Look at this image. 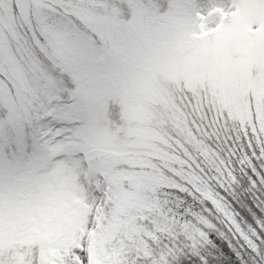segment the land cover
<instances>
[{"label": "snow or ice", "instance_id": "6c2138e0", "mask_svg": "<svg viewBox=\"0 0 264 264\" xmlns=\"http://www.w3.org/2000/svg\"><path fill=\"white\" fill-rule=\"evenodd\" d=\"M48 3L37 0L40 29L22 49L35 57L42 73L31 88V99L20 106L14 78L0 72L15 101L0 105V204L22 195L46 207L53 177L63 169L71 178L66 195L92 208L88 228L97 220L104 228L130 224L142 211V192L158 191L155 184L142 189L122 181L117 171L122 165L108 151L121 147L125 138L134 143L138 135L129 122L127 91L133 83L155 81L173 64L190 63L194 54L226 59L230 53L222 36L239 0H128L105 5L110 10L95 20L92 0H77L71 12L62 8L58 13ZM138 7L149 9L151 18L137 23L135 15L120 11ZM251 26L255 29L259 22ZM50 29L68 35L75 56L51 55ZM219 94V86L207 75L169 84V99L186 96L181 107L190 113L202 110L209 120L195 140L179 125L173 127L167 104L159 107L158 97H145V117L151 119L157 105L163 128L176 137L181 163L186 161L189 170L170 190L173 198L162 206L164 215L149 213L151 220L162 219L169 226L168 234L159 244L149 241V251L121 253V264H264V115L258 120L249 97L252 118L245 131L239 122L228 120L227 111L221 123L212 118ZM118 112L122 119H116ZM53 125L61 129L55 148L45 143ZM218 127L227 128L228 134L235 129L228 146L218 140ZM79 244L59 243L54 256H45L37 245L22 253L3 241L0 264H90L86 238Z\"/></svg>", "mask_w": 264, "mask_h": 264}, {"label": "rangeland", "instance_id": "374dc122", "mask_svg": "<svg viewBox=\"0 0 264 264\" xmlns=\"http://www.w3.org/2000/svg\"><path fill=\"white\" fill-rule=\"evenodd\" d=\"M119 1L92 0L95 8L91 18L103 17L110 10L105 5L125 3ZM75 2L77 0H49L48 8L57 13L62 8L65 12H71ZM79 2L83 3L84 0ZM120 11L124 16L135 15L137 23L151 18V11L147 8H121ZM231 16L232 23L225 26L222 36L230 53L226 59H219L210 53L194 54L190 63L169 66L155 81L145 79L130 85L126 94L127 111L129 122L137 128L138 135L134 143L125 138L121 141V147L108 149L122 165L117 170L122 181L135 182L142 189L155 184L157 188L167 190L171 185L168 179L170 172L185 169L183 167L187 162L181 163L183 157H179L176 137L163 128V117L155 111L157 105H153L151 119L146 118L143 111L145 97L156 96L159 107L167 104L166 113L175 122L174 128L179 125L189 134L194 118L202 120L204 128L209 120L202 110L190 113L181 107L187 100L186 96L178 95L174 100L167 96L169 84L177 83L181 78L187 84L190 80L207 75L219 86L220 103L213 109L212 118L218 117L221 123L227 111L228 120L239 122L240 131H245V123L250 124L252 118L249 97L255 102L258 120L264 115L261 112L264 106V0H239V6ZM40 20L41 9L37 6V0H0V72L6 76L11 73L9 79L14 78L13 87L20 106L31 99V88L36 78L42 75L35 57L22 51L29 37L34 38L35 32L39 31ZM254 22H259V27L253 29L251 25ZM49 39L53 44L51 55L61 59L76 55L66 33L50 29ZM14 102L8 85L0 79V105ZM120 112L116 114V119H122ZM215 131L220 135L219 140L227 146L232 134H235V129L232 134H228L227 128L218 127ZM48 132L49 147H57L61 129L53 125ZM52 184L54 187L44 208L22 195H14L6 203L0 204V242L7 241L22 253L37 245L42 255L54 256L57 244L71 241L79 247V241L86 238L90 264H121L124 259L121 253L149 251L147 237L151 235V228H157L156 224L159 223L151 220L149 213L160 216V208L156 209L157 205L152 200L156 198L153 197L156 192L151 189L142 192V211L130 224H113L104 228L97 220L95 227L88 228V215L92 208L78 197L66 195L71 188V178L67 172L58 169ZM161 226L158 224V228Z\"/></svg>", "mask_w": 264, "mask_h": 264}, {"label": "trees", "instance_id": "16d2710c", "mask_svg": "<svg viewBox=\"0 0 264 264\" xmlns=\"http://www.w3.org/2000/svg\"><path fill=\"white\" fill-rule=\"evenodd\" d=\"M120 2L126 3L125 0H120L119 3ZM202 123H203V121H202ZM202 123H197V120L195 118L193 119V122L191 123V130H190L189 134L194 140L198 139V133H200L201 130L204 129ZM192 129H195V131H192ZM218 137H220V135ZM218 140H219V138H218ZM224 145L227 146L226 144H224ZM208 155L215 158L216 154L213 152H209ZM225 156H227V152H225ZM183 168H185V169H180L179 171L174 170L173 173L170 172V177L168 179H169V182L171 183V185L169 187H167L168 188L167 190L162 189V192H163L162 195L160 193L157 194V192H156V194H153V197H156L155 199H152L155 202V204L157 205L156 209L160 208L158 215H160V216L164 215V213H162V211H161L162 206L167 207L170 204V201L173 198V194L171 193L170 190L178 185V177L180 179H183L184 177L181 175V173H185V174L187 173V167L184 166ZM164 169H166V168H164ZM164 169H162L161 171L163 172ZM161 187H165V186H161ZM158 224H161L162 226L160 228H158ZM158 224H156L157 228H153V227L151 228V230H150L151 235H149L147 237L148 244H149V241H152L155 244H159V242L161 240H163L164 237L168 234L169 226L162 219L159 221ZM143 225H149V224L144 223ZM233 250L235 251V249H233ZM252 264H255V261H253Z\"/></svg>", "mask_w": 264, "mask_h": 264}, {"label": "clouds", "instance_id": "9594fccd", "mask_svg": "<svg viewBox=\"0 0 264 264\" xmlns=\"http://www.w3.org/2000/svg\"><path fill=\"white\" fill-rule=\"evenodd\" d=\"M45 143H49V140L45 141ZM56 143L59 144V143H61V142H60V141H57ZM74 144H75V142H72V145H70V146H74ZM157 191H158V193H160L161 195L163 194L162 189L157 188Z\"/></svg>", "mask_w": 264, "mask_h": 264}]
</instances>
